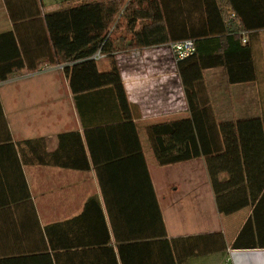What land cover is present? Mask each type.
Returning <instances> with one entry per match:
<instances>
[{"label":"crops","instance_id":"1","mask_svg":"<svg viewBox=\"0 0 264 264\" xmlns=\"http://www.w3.org/2000/svg\"><path fill=\"white\" fill-rule=\"evenodd\" d=\"M74 1L40 3L42 12H48ZM12 29L5 0H0V33ZM243 36L251 43L254 79L230 83L221 66L203 70L209 104L220 121L264 119V53L254 46L264 29ZM153 52L158 53L156 48L149 50ZM114 57L133 126L120 123L108 130L96 123L108 117L103 110L114 109H94L89 96L81 98L91 121L83 125L63 70H50L61 64L23 67L0 81L1 110L19 158L0 147V264H156L161 259L162 222L167 239L184 256L175 264H264V247H233L251 207L219 213L204 157L157 164L145 131L150 120L141 109L145 100L137 91L134 71L125 67L135 58ZM97 66L109 69V58L97 59ZM170 92L154 106L155 114L160 109L168 118L187 114L184 93ZM109 93L111 104L117 95L115 90ZM98 124L100 130L94 128ZM24 140H32L35 149L40 145L48 153L57 151L61 161L82 165L86 158L88 166L23 161L18 144ZM31 148L20 146L27 160ZM215 240L220 247L211 250Z\"/></svg>","mask_w":264,"mask_h":264},{"label":"trees","instance_id":"2","mask_svg":"<svg viewBox=\"0 0 264 264\" xmlns=\"http://www.w3.org/2000/svg\"><path fill=\"white\" fill-rule=\"evenodd\" d=\"M5 3L13 29L0 33V81L23 67L35 70L43 63L61 64L83 125L91 123L81 99L89 96L86 99L92 98L94 109L100 111L104 105L114 109L112 113L110 108L103 110L108 117L96 122L104 123L108 130L123 125L120 123L133 124L112 59L115 53L121 48L129 53L193 39L195 50L176 61L188 113L148 123L149 147L158 165L204 157L219 213L251 207L233 247H264V119L217 120L203 85V70L219 66L230 83L254 79L251 43L243 42L242 35L264 29V0H75L48 12H42L40 0ZM121 23L123 28L118 29ZM116 31L120 33L114 35ZM97 51L111 59L109 69H98L97 60L91 58ZM112 90L117 96L110 104ZM95 127L100 130L102 125ZM33 143L24 140L18 144L23 161L88 166L86 158L82 165L61 161L57 151L48 153L40 145L35 149ZM26 144L32 146L28 160L20 149ZM0 147L11 149L19 161L1 105ZM222 173L227 174L225 179ZM145 174L151 188L147 170ZM161 235V259L156 264L182 261L184 256L167 239L163 222ZM209 246L211 250L220 247L216 240Z\"/></svg>","mask_w":264,"mask_h":264},{"label":"rangeland","instance_id":"3","mask_svg":"<svg viewBox=\"0 0 264 264\" xmlns=\"http://www.w3.org/2000/svg\"><path fill=\"white\" fill-rule=\"evenodd\" d=\"M59 1L65 2V0H59ZM122 28H123V24L121 23V26L118 29H122ZM119 33L120 31H116L114 32V35L115 34L118 35ZM128 38L129 37L126 34V39ZM168 44L169 43L164 44V45L153 46L148 49L145 48V50L144 49L138 50L141 52H136L137 50H134V51H131L132 54L131 52L128 53V52L122 51L125 48H121V52L118 53V54L120 53L129 54L131 55V57L135 58V61L131 63V65L125 63V67L127 68L130 66L131 70L134 71L133 79L137 86V91L138 93L141 94L142 98L145 100V102L142 103L141 109L143 110V113L148 118H150L148 123L165 120L168 118V117H164L166 115L162 113L163 109H160L161 110L160 113L155 114L156 112L154 110L155 108L154 106H157L160 103V98H164L166 94L170 92V90L168 91V89H170L171 86H173L172 89L174 88V90L170 93L175 94L176 89L177 91H179V95H181L183 92L180 78L177 72L176 59L171 54L168 48ZM254 46L255 48L257 47L261 48L262 53H264V36H262L260 43L259 42L255 43ZM152 48H156L158 52L157 55L155 54V52L149 53V50ZM151 55L155 57H152ZM112 59L115 60V64H116L117 62H116L115 57H113ZM109 61H111L110 58H109ZM50 70H62V68L60 66V67L51 68ZM118 70L120 69L118 68ZM207 86L208 88H210V83H208ZM205 88L207 90V87ZM60 90H64L62 85H60ZM177 100L181 102L182 97H178ZM172 110L169 111V112H172V114L179 112V111H172ZM176 116H179V115H175L174 117Z\"/></svg>","mask_w":264,"mask_h":264},{"label":"built area","instance_id":"4","mask_svg":"<svg viewBox=\"0 0 264 264\" xmlns=\"http://www.w3.org/2000/svg\"><path fill=\"white\" fill-rule=\"evenodd\" d=\"M242 41L245 42V38L242 35ZM168 48L171 52V54L173 55V57L177 60H180L184 57H186L187 55L191 54L194 50H195V43L194 40L191 38H187V39H182V40H178V41H172L168 44ZM122 54V53H120ZM124 55V54H122ZM102 56H104L103 53H101L100 51L95 52L91 58L97 60L99 58H101ZM43 68V66L41 67V69Z\"/></svg>","mask_w":264,"mask_h":264}]
</instances>
